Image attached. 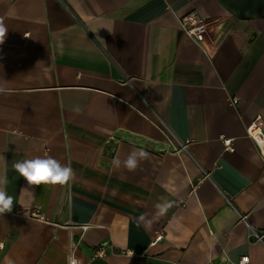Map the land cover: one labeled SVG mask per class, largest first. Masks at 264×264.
Instances as JSON below:
<instances>
[{
    "label": "crops",
    "instance_id": "crops-1",
    "mask_svg": "<svg viewBox=\"0 0 264 264\" xmlns=\"http://www.w3.org/2000/svg\"><path fill=\"white\" fill-rule=\"evenodd\" d=\"M191 11L203 41L181 28ZM0 27V180L14 199L0 264H264L250 236L264 234V135L249 129L264 120V18L217 0H0ZM135 149L148 154L135 171L116 167ZM37 156L74 179L29 187L12 164Z\"/></svg>",
    "mask_w": 264,
    "mask_h": 264
},
{
    "label": "clouds",
    "instance_id": "clouds-1",
    "mask_svg": "<svg viewBox=\"0 0 264 264\" xmlns=\"http://www.w3.org/2000/svg\"><path fill=\"white\" fill-rule=\"evenodd\" d=\"M6 34L7 30L0 27V44L4 43ZM147 155L143 149H135L123 161L119 157L115 158L114 163L116 167L123 166L129 172H132L137 169L142 159L147 158ZM12 167L26 180L29 187L40 185L64 186L68 185L75 177V172L70 165L62 164L51 156H37L32 159L16 161L12 164ZM5 183V181L0 180V215L12 212L14 207L13 197L8 195L3 186ZM170 207H172V203L169 201L157 203L155 205L156 214L164 215ZM140 219L143 220L144 217L142 216ZM68 264H78V261L74 256H70Z\"/></svg>",
    "mask_w": 264,
    "mask_h": 264
},
{
    "label": "built area",
    "instance_id": "built-area-1",
    "mask_svg": "<svg viewBox=\"0 0 264 264\" xmlns=\"http://www.w3.org/2000/svg\"><path fill=\"white\" fill-rule=\"evenodd\" d=\"M180 25L182 30L185 32L186 35L195 38L198 41H203L205 39V33L207 31V22L195 11L188 12L181 16L180 18ZM238 99H234L233 102H237ZM250 134L253 135L257 139H262L264 135V120L261 116H258L253 123L249 127ZM173 150L176 152H180L182 149L187 148V143H173ZM224 144L226 145L227 149L233 150V139L231 138H224ZM38 213V212H35ZM242 219H246V216L243 215ZM83 229H87L88 225L84 224L81 225ZM251 239L254 240H264V234L256 231L255 229L251 232ZM104 249L101 248L100 250L96 251L95 255H102ZM73 256V255H72ZM75 257V256H74ZM76 258V257H75ZM77 259V258H76ZM78 261V260H77ZM250 261L249 255H244L239 264H247ZM229 264V263H225Z\"/></svg>",
    "mask_w": 264,
    "mask_h": 264
},
{
    "label": "water",
    "instance_id": "water-1",
    "mask_svg": "<svg viewBox=\"0 0 264 264\" xmlns=\"http://www.w3.org/2000/svg\"><path fill=\"white\" fill-rule=\"evenodd\" d=\"M231 15L239 20L264 18V0H217Z\"/></svg>",
    "mask_w": 264,
    "mask_h": 264
}]
</instances>
